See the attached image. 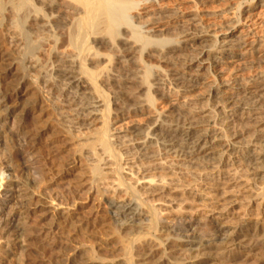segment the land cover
Listing matches in <instances>:
<instances>
[{
    "label": "rangeland",
    "instance_id": "1",
    "mask_svg": "<svg viewBox=\"0 0 264 264\" xmlns=\"http://www.w3.org/2000/svg\"><path fill=\"white\" fill-rule=\"evenodd\" d=\"M45 1L44 3L47 4L52 3L50 9H47L45 6V11L48 14V18H51L49 19L51 26L45 28V34H43L40 29L34 32V30L37 29V26L27 28L30 31L32 39L36 37L34 40L37 39L43 44L45 41V46L42 44L41 47L50 50V44L52 47L56 46V39H64L62 34H64L63 36H65V38L67 37L68 30L71 26L73 27L72 24L81 15L82 10L73 0ZM132 1L135 2L142 0ZM259 1L260 0H219L216 2H211V4H204L200 1L198 2V0H150L149 4L146 3L142 5L147 7L146 9L129 8V10H132L127 11V13H130V15H133L134 17L130 18V16H127L124 18L125 20L123 18L120 19L119 24L117 22L115 27L117 29L115 30L119 35L115 34V36L113 38L111 37L112 39L109 41L108 39H110V37H107V35H105L106 37H104V35L97 36V39H94L95 41L93 40L90 45L92 49L91 51L95 53L93 56L96 58L100 57L101 59L98 58V60H96V58L93 57V64H89L88 66L96 68L93 69L99 73V76L101 74L100 72H102L100 76L102 77L103 75L102 78H104V74H106V76H111L112 74L116 73L118 74L122 67L120 60L122 59V55L125 54L124 52L120 51V45L123 41L122 39H128V41H131V36L133 37L135 33L142 31L141 29L145 25H148L145 27V29L151 26L155 27L154 30L146 33L150 39L152 38L151 40H156V43L153 42L156 45H169L175 40V38L178 37L180 40H182L181 36L185 33L183 31L185 30V27L175 22L174 15L175 18L178 16L185 20L184 24H188L186 27L190 28V32L191 30L195 31L198 29H203L204 27H209V29H211L210 33H212V36L209 37V41L197 43L195 46H193L194 49L191 48L188 50H178L176 52V55L178 54L177 57L181 56L188 60L189 58L194 57V50L197 51L199 48L202 49L205 47V49H211L215 38H218V34L214 33L213 29L219 30V28H210L209 26L214 15L227 11L228 15L237 18L239 12L246 5L247 7L251 8ZM35 2H37L38 5H47L40 3L39 0H35ZM70 2L73 3V6ZM247 3H250V5ZM53 6H55V9H53ZM75 7H78L79 9H76ZM56 16L58 17L56 18ZM59 16L61 17V20L58 19ZM8 21L9 20L2 23L1 37L4 40L7 48H9L10 53L12 51L13 57L17 58L18 56H21V50L19 49L20 46L18 45L19 41L14 37L15 35L12 31L13 24H10L11 21ZM57 22L60 26H63L61 30ZM52 23L55 25H52ZM243 26H241V29H245V26ZM47 30L50 31V34L49 32L47 33ZM244 31L246 32V29ZM55 32L57 33V37ZM131 32L134 34L131 35ZM35 33L36 35L40 33H42L43 36L49 35L45 40L43 39V41L40 40V37H38L39 35L34 36ZM87 34H89L90 40L95 37L89 32ZM100 37L103 38L101 39ZM133 39L134 40L132 41H135L137 38L134 37ZM220 40H222V38H220ZM53 41H55V43H53ZM139 41L141 43H138V48L142 46L144 48V45H142L143 40ZM92 44L96 45L93 46ZM64 45L67 46L66 43H63L62 47L61 44H58L57 49L58 47L59 49L60 47H65ZM145 52L146 50L144 49L143 51L142 49V51L138 52L140 58H137L138 56L133 57L140 59L139 63L141 65L139 64L138 66L140 67L139 75L141 72V75H145L146 79L148 78L147 81L151 83L155 77L154 74H159V82L162 83H159V85H156V87H159V89L163 88L160 90V92H167L169 94L166 97L160 98L158 95H156L154 89L151 88L149 85L150 83L146 81L145 87L135 90L137 92L139 91L138 94L141 95V101H143L144 104L146 102L148 104L144 107V109L142 108L141 111L136 113L120 115L122 113L119 112V106L116 104L111 106L114 110H112L110 115L111 121L109 123V135L111 141L115 143V149H120L122 152L126 151L125 149H122L124 146L119 143H121V140L123 144L129 143V138L127 137L131 136V134L129 135L130 130L137 128V130L142 131V133L146 132L147 126H149V124L154 119H156L158 116H161L162 114L168 113L173 107L177 106H184L196 111H206V113H208L210 112V109H213L212 106L206 102V98L204 97L205 91L209 84L216 80V82H229V84L233 81V83H235V81L236 83H239L242 81V79L244 80L250 77L252 73V71L250 72V68L254 67L253 69L255 70L264 67V50L263 48L257 47L245 52L240 51V53L243 54L225 59L226 62L225 64L223 63L221 71L217 69L218 67H215V69L214 66V69H212V65H209L211 63L206 62L199 68H196V64H194L192 69H199V72L202 73V76L205 79L194 92H191V94L187 95H181L177 93L172 86H170V79H168L170 76L166 78L168 74L164 75L165 73L170 72L168 71V65L160 61L155 56L146 55ZM28 53L26 58L30 59L32 55L31 53ZM92 54L90 55L91 57ZM96 54L99 55L96 56ZM27 65L28 63L25 62L24 66L27 67ZM146 66L148 67L149 71L146 70L144 73L145 69H147ZM46 67V70L50 68V66H48V68ZM3 71L4 69L2 66L0 67V73H3ZM17 71L19 72L20 70L17 69ZM159 71H161V74ZM18 72L17 74H19ZM36 74V71L31 70L27 76L29 79L28 87L31 90L29 89L30 91H28L26 98L28 100V98L32 99V97L35 95H39L43 102L45 101L46 103L50 104V108L44 112L41 117L31 115V113H29L25 107H22V104L17 105L14 104L13 101L3 103V101L0 99V124H2V127L6 131L9 129V132L14 128H19L24 130L21 132L25 134L23 135L21 133L20 137L15 138L16 140L13 139V141H7L5 143V147L9 153L12 150L11 147H15V150H13L12 153L18 158V161L10 163L11 171L3 172L2 175L4 177H2L5 181L9 180L10 178L13 180L15 179L19 184L13 189L7 188L14 198H12L13 200H10L6 207L8 210L5 209L4 213H9V210L10 212L14 210L13 212H19L21 215L16 222H13V225L10 226L9 231L5 234H2L3 238L0 241L1 246H3L2 250L4 251L10 249L12 244L10 245L8 243L6 237L11 234V232H15L16 227H21L25 221L26 227L28 226L26 232H29L26 234L28 236L24 237L23 241H21L20 237H17L15 240H11H14L13 242L20 245L21 248L20 250L18 249L14 255H12L13 257L11 256V260L6 257H4L5 259L0 257V264H61V259L70 251L71 248L74 247L83 250H88L89 248L94 247L97 251L98 260L96 259V261L98 262H123L126 257H128V251L124 245L126 244L127 246L128 242H131L130 236L128 233H125L128 232V230H124L121 235H123L125 238L121 236V240L119 237H117V222H115V220L111 217V214L108 213V210L115 205L119 206L124 203L125 200H127V196L124 195L120 188H117L115 177L110 173V169L105 168L106 166H102V170L108 173L105 174L103 179L94 181V178L92 177L93 175H91L92 173L90 171V153L88 152V147H86V144L93 140L95 137L94 135L98 133L101 127V122H99L100 118L97 117L96 119L99 120L95 119L91 123L88 121L87 123L80 125L79 123L74 122L70 117L61 118L60 115L56 114V110H54L57 108L60 101L58 98L56 99L57 96L53 97L52 92L48 90V87H46V84L42 80L43 78H39ZM18 77L16 74L10 75L4 80L0 81V93L8 91L10 86ZM163 77H165L164 80ZM104 87L107 88L106 92L110 94L111 100H114V89L109 87V85L106 83L104 84ZM150 88L153 89L151 92L149 91ZM147 90L149 91L150 98L146 97L148 93ZM148 100H152L153 102H149ZM8 108L14 110L12 115V118L15 117L14 128L10 127L8 121L4 119ZM114 113L119 116H116ZM16 119L21 122V125L19 121L16 122ZM263 119L264 108L257 112L252 111L249 113L239 110L238 112L234 113V115L228 116L227 119H218V121L226 130L225 132L231 133L240 130L243 126H249L250 124L252 125L253 123ZM22 124H24V128L22 127ZM115 135H121L124 137L126 135L127 136L114 141L113 136ZM123 139L125 141H123ZM157 149V145L153 144L151 150L157 153V151H159V149ZM79 150H82V156L78 158L79 161H77L73 166L63 164L66 163L67 159L71 158L73 155H78ZM232 151L233 150H230L228 153H231ZM12 153L11 155H13ZM131 153H133V151L126 152L127 155H131ZM231 154V157L226 156L224 158L227 162L232 160V163L225 162L220 168L222 171L218 172H215V169H213L214 171L211 169L212 172L210 169L206 171L201 169L199 170L197 169L196 165L189 164L190 162L186 163L179 160L174 161L173 159H166L167 163L173 162V170L168 167L164 169L166 180L175 183L178 182L179 184L181 183V188H183L176 194L164 193L159 195L156 194L159 191H155L149 195L150 190L148 189L150 185H148L147 182H149V179L151 178L160 180L164 175L163 172L160 171V169H157L155 170L156 173L154 172V174L151 173L142 175L137 173V163L132 161L124 162V173L127 174V180L132 182V184H135L136 187L140 189L139 198L144 203L143 207L141 208L143 211H148V209L153 205L154 208L159 210L158 217L163 221V225L172 224L175 217L179 215H191L195 217L196 225L192 230H175L172 232L173 238L179 237L180 239L184 240L193 239L194 241L207 242L209 240L208 235L204 237L201 236L206 231L204 224L210 223L212 219L217 223L218 227L220 226L219 228L224 229L223 236L221 234H216V236L214 235V241H212L213 244H219V242L224 236L227 235V233H230V231L243 223L245 220L251 221L256 228L261 229V233L259 235L255 236L254 233H249L243 237L244 239L240 240L239 244L232 247L225 248L219 245L206 251H200L199 253H197L195 250L191 254H188L187 251H179L177 248L166 251V256H171L169 259L173 260L175 263L190 264V262H192L193 264H256L258 259H260L262 256L264 257V171L256 174L242 172L240 170L242 166L240 164L242 153L233 151ZM131 166L132 168H130ZM193 166L195 168H193ZM262 168H264V164L262 165ZM169 169L170 172L168 173ZM33 171L38 173H33ZM128 174H131L132 176L130 177ZM34 177L35 179H33ZM26 178H28V180ZM29 179L33 181L35 180L32 184V194L18 196L19 194H22L25 187L28 186ZM31 195L33 198H31ZM28 199H30V201ZM27 201L29 202L27 203ZM70 212L71 215H69V218L65 217ZM65 218L67 219L65 220ZM148 221L147 219H140L138 221H128L126 223H136L138 228V222H140L139 226L142 228L139 227L137 231H141L146 237H151L152 234H155V229L154 227L149 229L150 223L147 224ZM160 237L164 238L162 235ZM251 247L253 248L251 249ZM161 250V248L156 250V254L152 255L148 261H142L137 258H135L133 261L135 264H143L144 262V264H155V262L157 264V258H160L159 256H163Z\"/></svg>",
    "mask_w": 264,
    "mask_h": 264
},
{
    "label": "bare ground",
    "instance_id": "2",
    "mask_svg": "<svg viewBox=\"0 0 264 264\" xmlns=\"http://www.w3.org/2000/svg\"><path fill=\"white\" fill-rule=\"evenodd\" d=\"M39 1L42 4H47L44 3L45 0H42V2L41 0ZM73 1L81 8V15L79 16V13V17L76 21L74 20L75 22L72 24L73 27L71 26L70 29L68 28L69 30L68 34L66 33V38L63 36L64 34H62L64 39L59 36L62 39L57 40V31L55 32L56 46L52 47L50 44L52 49L48 46L50 48L49 50L42 48L41 45L43 43L37 39L34 40V38H36L34 36L39 35L38 37H40V40H45L50 34V31H48L50 29L49 28L47 30V33L49 32V34L47 36H43V34L46 33L45 28L51 26L49 21L51 18H48L45 6L47 9H50L52 3H49L50 5L47 4L43 6L41 4L38 5L35 0H0V67L3 66L4 69L3 73H0V81L4 80L7 76L16 74L18 77L20 74V76L10 86L8 91L0 93V99L3 103L13 101L14 104H22L23 106H21L25 107L31 115L41 117L44 112L50 108V104L45 101L43 102L39 95H35L32 99L28 98V100L26 98L28 91L31 90L28 87L29 79L27 76L31 70H34L39 78H43L42 80L46 84V87H48V90L52 92L53 97L57 96L56 99L58 98L60 101L59 105L54 110H56V114L60 115L61 118L70 117L74 122L79 123L80 125L87 123L88 121L91 123L99 117L100 120H96L101 122V127L98 133L94 135L95 137L93 140L86 144L91 159V175H93L92 177L94 178V181L103 179L105 174L108 172H104L102 170V166H106L105 168L110 169V173L115 177L117 188H120L124 195L127 196V200H125L124 203L119 206L115 205L111 207L108 210V213L111 214V217L115 220V222H117V237L120 238L123 236L121 235L122 232L124 230H128V232L125 233H128L131 242H128L127 246L126 244L124 245L127 248L125 249L128 251V257H126L123 262L119 263L114 261L98 262L96 261L97 251L94 247H91L88 250L74 247L71 248L70 251L61 259V264H135L133 261L135 258L142 261H148L152 255L156 254V250L159 248L162 249L161 253L163 256H159L160 258H157V264H177L173 260L169 259L171 256H166V251L177 248L179 251H187L188 254L193 253L195 250L199 253L200 251H206L219 245L225 248L235 246L239 244L240 240L244 239L243 237L249 233H254L255 236L259 235L261 233V229L256 228L251 221L245 220L243 223L230 231V233H227V235L224 234L226 236L222 238L219 244H213V237H215L216 234H221L223 236L224 229L219 228L220 226L218 227L217 223L212 219L210 223L204 224L206 231L201 236L204 237L208 235L209 240L207 242L194 241L193 239L184 240L179 237L173 238L172 232L175 230H192L196 225L195 217L191 215H179L175 217L172 224L163 225V221L158 217L159 210L154 208L153 205L152 207L150 206L151 208H149L148 211H143L141 208L144 203L139 198L140 189H138L135 184H132V182L127 180V174L124 173V162L132 161L137 163V173L142 175L151 173L154 174L157 169H160V171L164 174V169L166 167L170 169L173 167V162L167 163L168 159H173L174 161L179 160L186 163L190 162L189 164L196 165L199 170L201 169L206 171L209 169H215V172H218L222 171L220 169L221 166L227 162L224 157H231V153L234 151L242 153V157L240 155V164L242 165L240 170L242 172L256 174L264 171V168H262V165L264 164V119L257 121L252 125L243 126L240 130L231 133L225 132L226 130L218 121V119H227L228 116L234 115V113L239 110L249 113L252 111L257 112L264 108V67L254 70V67L250 68L252 66L251 65L249 67L251 69L250 72L252 71L250 77H248V79H242L239 83H236V81L233 83V81L229 84V82H216V80L209 84L204 97L206 98V102L209 103L213 109H210V112L208 113H206V111H196L184 106H177L173 107L168 113L162 114L154 119L149 126H147L146 132L142 133V131H138L137 128L130 130V133L128 131L129 135L131 134V136L127 137L129 138V143L123 144L121 140V143L119 144L124 146V148H121L123 150L125 149L126 152L133 151L131 155H127L126 152H122L120 149H115V143L111 141L109 135V123L111 121V112L114 110L111 107L113 104L119 106V112L122 113L120 115L136 113L148 105L147 102L144 104L143 101H141V95L138 94L139 91H135L136 89L139 90L145 87L148 79H146L145 75H141V72L139 75L140 67L138 66L140 64V59L137 58H140L138 52L142 51V49L143 51L144 49L146 50V55L155 56L160 61L168 65V71L170 72L165 73L164 75L168 74L166 78L170 76V78H168L170 79V86H172L173 89L181 95L191 94V92H194L205 79L203 78L202 73L199 72V69H192L194 64H196V68H199L206 62L211 63L209 65H212V69L218 67L217 69L221 71L223 63L225 64L226 62L225 59L243 54L240 53V51L245 52L252 50L255 47L263 48L264 50V0H260L251 8L247 7V5L245 7L243 6L244 8L242 10L239 9L241 11L238 16L236 15L237 18L228 15L227 11L214 15L209 26L210 28H219V30L213 29L214 33L218 34V38H215L211 49H205L206 47L201 49L198 46L199 49L197 51L194 50L193 52L194 57L189 59L187 58L188 60L181 56L177 57L178 54L176 55V52L178 50H188L193 48V46L197 43L209 41V37L212 36V33H210L211 29H209V27H204L205 29L202 27L203 29L195 31L191 30L190 32V28L186 27L188 24H184L185 20L178 16L175 18L174 15L175 22L185 27V30H183L185 33L181 36L182 40L178 37L171 43L169 41V45L164 44V46H159V44H155L156 40H151L152 38L150 39L146 33L154 30L155 27L151 26L145 29V27L148 26L145 25L139 33L134 34L131 32V35L134 34L133 37L131 36L132 40H134V37L137 38L135 41L122 39L123 41L120 45V51L125 54L122 55V59L120 60L122 66L121 71L118 72V74H112L111 76H106V74H104V78H102L103 75L100 77L102 72H100L101 74L99 76V73L94 70L96 68L93 67V69L88 66L89 64H93V57H95L93 56L95 53L91 51V43L94 39H97V36L100 35H104V37L107 35V37H110L108 41L111 40L115 34L118 33H116L115 30L117 29L115 28L117 22L119 24L120 19H124L127 16H130V18L134 17L133 15H130V13H127V11L132 10H129V8L146 9L147 7L142 5L146 3L149 4L150 0L135 2L132 0ZM199 1L204 4H211V2L219 0H198V2ZM70 3L73 6V3ZM247 4L250 5V3ZM53 7V9H55V6ZM78 7L75 8L77 9ZM60 16L58 19L61 18ZM57 17L58 16H56V18ZM7 20L11 21L10 24H13L12 31L15 35L14 37L19 41L18 45L20 46L19 49L21 50V56H18L17 58L13 57L12 51L10 53L9 48H7L1 37L2 23ZM52 25L55 24L52 23ZM243 25L245 26L246 32L244 31L245 29H241V26ZM27 27H36L37 29L35 28L36 30H34V32L40 29L43 34L40 33L42 35H36L35 33L33 36L34 38L32 39L30 31ZM61 28H63V26H60V30ZM88 32L91 35L93 34L92 36H95L93 38L91 37L92 40L89 39V34H87ZM100 38L102 39L103 37ZM220 38H222V40H220ZM139 40H143L142 45H144V48L143 46L138 48V43H141ZM53 43H55V41H53ZM63 43H66L67 46L64 45L65 47L61 48ZM58 44H61L60 49L59 47L57 49ZM92 45L94 46L96 44ZM28 52L32 55L31 57L29 56V60L26 58ZM91 54L92 57L90 56ZM97 55L99 54H96V56ZM134 56L138 57L133 58ZM98 58L100 57H97L96 60H98ZM25 62L28 63L27 67L24 66ZM48 66H50V68H48ZM45 67L48 68V70H46ZM146 68L147 69H145L144 73L148 70L147 66ZM17 69L20 71L18 72ZM161 71H159V73ZM17 72L19 74H17ZM154 75L155 77L153 76V82H147L150 83L149 85L154 89L156 95L160 98L168 96L169 93L160 92L163 88L159 89V87H156V85H159V83L162 82H159V74L157 75L156 73ZM164 79L165 77H163V80ZM105 83L114 89V100H111L110 94L106 92L107 88L104 87ZM151 88L149 90L150 92L153 90ZM149 91L147 90V98H150ZM149 102L153 101L151 100ZM13 113L14 110L8 108L4 119L8 121L10 127L14 128L15 117L12 118ZM115 115L119 116L117 114ZM16 120V122L19 121L18 119ZM23 125L24 124H22V127L24 128ZM7 131L2 127V124H0V241L3 238L2 234L8 232L10 226L13 225V222H16L21 215L19 212H13L14 210L11 212L9 210V213H4L8 203L10 200H13L12 198H14L7 188L13 189L19 183L15 179L13 180L11 178L5 181L2 173L11 171L10 163L18 161V158L12 153V151L15 150V147H11L13 145L9 146L12 148V150L9 148L11 150L9 153L5 147V143L7 141H13V139L16 140L15 138L20 137L22 133L21 131L24 130L14 128L13 130H10V132L9 129ZM22 134L25 135L24 133ZM113 137L114 141H116L117 139H122L124 136L115 135ZM123 141L125 140L123 139ZM153 144L157 145V148L159 149L157 153L151 150ZM230 150L233 151L228 153ZM11 153L13 155H11ZM81 156L82 150H79L78 155H73L71 158L67 159V162L64 161L66 163L63 164L73 166L77 161H79L78 158ZM228 162L232 163V160ZM130 168H132V166ZM193 168L195 167L193 166ZM170 169L168 173L170 172ZM33 173L36 172L33 171ZM128 175H130V177L132 176L131 174ZM26 179L28 180V178ZM33 179H35V177ZM34 181L29 179L28 186H26L23 193L18 196L32 194L31 189ZM147 183L150 185L148 189L150 190V193L148 192L149 195L155 191H159L156 193L159 195L164 193L176 194L183 189L181 188V183L179 184L178 182L175 183L167 181L165 174L160 180L151 178ZM31 198H33L32 195ZM30 199L28 200L30 201ZM29 201H27V203ZM6 210H8V208ZM69 215H71V212L67 216H64L69 218ZM67 218H65V220ZM140 219H147V221L149 219L148 223H146H150L149 229L154 227L155 234H152L151 237H146L141 231V233L137 231L139 227H141L139 226L140 222H138V228L136 223H126L128 221H138ZM25 223L26 221L24 224L21 223V227H16L15 232H11V234L6 237L8 243L10 245L12 244L9 250L7 249L3 251V246L0 244V257L10 259L18 249L20 250L21 246L13 241L17 239V237H20L21 241H23L24 237L28 236L26 235L29 233L26 232L28 226L26 227ZM161 235L164 236V238H161ZM12 239L14 240L11 241ZM252 248L253 247H251V249ZM261 263L264 264L263 256L256 262V264ZM190 264L193 263L190 262Z\"/></svg>",
    "mask_w": 264,
    "mask_h": 264
}]
</instances>
